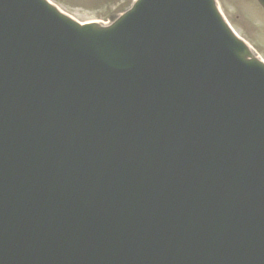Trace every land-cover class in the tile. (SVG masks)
<instances>
[{
	"label": "water",
	"instance_id": "95a60500",
	"mask_svg": "<svg viewBox=\"0 0 264 264\" xmlns=\"http://www.w3.org/2000/svg\"><path fill=\"white\" fill-rule=\"evenodd\" d=\"M150 1L0 0V264H264V67L212 1Z\"/></svg>",
	"mask_w": 264,
	"mask_h": 264
},
{
	"label": "rangeland",
	"instance_id": "374dc122",
	"mask_svg": "<svg viewBox=\"0 0 264 264\" xmlns=\"http://www.w3.org/2000/svg\"><path fill=\"white\" fill-rule=\"evenodd\" d=\"M61 8L81 22L106 21L111 13L121 9L125 2L112 7H101L105 3L88 4L95 0H61ZM105 0H102L104 2ZM237 34L243 37L264 58V12L256 0H217ZM98 2V1H96ZM123 6V7H122Z\"/></svg>",
	"mask_w": 264,
	"mask_h": 264
},
{
	"label": "bare ground",
	"instance_id": "6f19581e",
	"mask_svg": "<svg viewBox=\"0 0 264 264\" xmlns=\"http://www.w3.org/2000/svg\"><path fill=\"white\" fill-rule=\"evenodd\" d=\"M146 11V10H145ZM159 13H161V18H164V16H163V14H165V12H164V10L162 9V12H159ZM147 14H148V12H147ZM154 18H157L156 16L154 17ZM234 40V39H233ZM248 54H249V52H248ZM247 57H248V55H247ZM248 59H249V57H248Z\"/></svg>",
	"mask_w": 264,
	"mask_h": 264
}]
</instances>
